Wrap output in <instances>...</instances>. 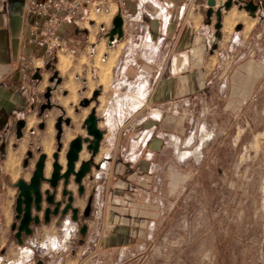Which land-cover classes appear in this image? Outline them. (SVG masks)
<instances>
[{
    "label": "rangeland",
    "instance_id": "374dc122",
    "mask_svg": "<svg viewBox=\"0 0 264 264\" xmlns=\"http://www.w3.org/2000/svg\"><path fill=\"white\" fill-rule=\"evenodd\" d=\"M240 13L242 15L235 10L229 12L222 24V105L214 108L210 104L197 103L193 122L188 125L189 132L186 129L185 133L178 134L180 142L173 147L174 139L165 138L170 141L158 156L155 176L151 180L158 195L155 201L162 206L156 234L151 242L132 247L131 252L116 259L115 264H264V9L257 11L254 17L243 10ZM99 54L94 67H91L90 58L81 59L89 65V70L85 71L78 69L80 60L71 61L72 70L60 77L61 84H56L53 78L57 71L50 61L48 70L38 72L54 79L45 83L51 88L52 109L37 114V106L43 101L41 95L47 89L41 86L42 93L28 92L23 115L14 116L16 120H24L35 111L36 119L31 129L35 132L32 135L22 130L17 134L12 128L14 132L11 131L10 138L13 142L6 150H0V167L7 172L0 177L4 212L0 215V238L5 241L0 264L11 261L17 250L22 249L24 260L18 261L19 264H33L38 258L72 260L73 264H98L100 260L95 250L77 256L79 229L87 224L81 217L69 225L60 219L40 224L21 245L16 243L10 229L17 193L13 184L30 176L35 159L42 151L40 139L43 136L52 139L53 153L58 146L57 137L63 151L71 139L85 136L83 120L92 111L103 121L121 122L113 116L127 104H107L104 98L98 102L94 96V93L99 96L110 93L107 81L111 64L109 61L101 63ZM66 56L60 55L58 67L62 72L68 66ZM63 64L66 67L61 68ZM99 82L104 85L103 89L97 86ZM65 90L67 93L63 96ZM57 117L70 121V125L63 124L61 134L53 128ZM40 122L45 123L47 131L37 128ZM100 125L102 131L108 127L105 123ZM169 129L172 133L173 128ZM134 134L135 130L125 136L106 135L101 154L113 156L115 153L114 162L121 164L126 160L123 149L128 146L129 137L136 139ZM27 151L33 153L34 159L25 168ZM80 158L79 162L89 158L85 147ZM97 160L99 163L102 157ZM61 162L64 165L63 158ZM92 172L97 173L94 166ZM82 185L84 195L78 197L76 186L70 184L74 206L81 211L90 203L88 198L97 186L91 172L83 178ZM61 194L60 186L57 199ZM93 202L92 199L90 206ZM30 244L36 246L32 256L25 252ZM37 246L50 251H42Z\"/></svg>",
    "mask_w": 264,
    "mask_h": 264
},
{
    "label": "crops",
    "instance_id": "0c3cea01",
    "mask_svg": "<svg viewBox=\"0 0 264 264\" xmlns=\"http://www.w3.org/2000/svg\"><path fill=\"white\" fill-rule=\"evenodd\" d=\"M27 1L0 0V142L7 141L8 144L13 142L10 136L16 122L14 116L23 115L28 92L42 93L39 88L43 86L46 89L45 83L50 82V78L43 73L33 70L27 72L26 81H20V58L41 55L40 50L29 47L23 40V30L28 22L25 14ZM207 1L127 0L122 37L114 39L111 45L107 34L112 28V19L117 15L116 0H110L103 10L92 12L87 30L80 31L73 25L65 27L64 44L74 49L75 54H63L68 59L64 72L58 67L60 55L50 59L59 78L72 70L73 60H80V71L89 70V65L81 62L82 58H90L91 67H94V60L100 53L101 63L108 60L111 64L107 81L110 93L106 96L94 93V96L98 102L104 98L107 104L128 105L113 116L121 122L114 124L97 117L98 129L103 123L108 127L105 131L101 130L103 137L94 162L97 163L100 156L102 160L97 163L96 175L91 168L97 186L88 198L90 204L92 199L94 202L89 216L82 219L87 223V229L78 242L77 256L95 250L100 258L98 264H115L116 259L130 253L132 247L143 246L153 240L156 222L162 213L161 204L155 201L158 195L151 185L158 156L170 140L174 139L175 147L181 140L178 134L185 133L186 129L189 132L197 103L210 104L214 108L222 105V24H225L226 14L233 10L241 14L244 9L240 1L233 0L231 8L222 11L221 27L216 30L214 16L206 17ZM224 1L215 0V6ZM62 82L60 78L59 84ZM97 86L104 88L100 82ZM66 93L65 90L63 96ZM28 109L33 111L32 106L28 105ZM106 111L108 116L107 108ZM34 119L35 111L24 119L23 132L28 130L34 134L35 131L31 130ZM169 127L173 128L172 133ZM45 128L43 131H47ZM132 130L137 137H129L128 146L123 149L126 160L121 164L114 162L115 153L113 156L110 153L101 154L106 135L125 136ZM40 145L41 153L48 158L46 166L49 165V172L46 173L45 169L44 174L48 178L52 139L43 136ZM117 148L118 143L114 149ZM63 151L60 153V165H63ZM4 173L7 172L0 167V177ZM100 181L101 185L98 184ZM45 188L46 185L42 187L43 190ZM3 214L0 198V215ZM4 244L5 241L0 238V255ZM19 251L10 258L13 263L24 260L19 257ZM33 264L73 262L60 258H38Z\"/></svg>",
    "mask_w": 264,
    "mask_h": 264
},
{
    "label": "water",
    "instance_id": "95a60500",
    "mask_svg": "<svg viewBox=\"0 0 264 264\" xmlns=\"http://www.w3.org/2000/svg\"><path fill=\"white\" fill-rule=\"evenodd\" d=\"M232 2L233 0H225L223 5L215 6V0L207 1L206 17L209 18L213 13L215 14L217 22L214 25V28L216 30H219L221 27L222 8L223 11L229 10ZM244 10L250 14H254L257 7L250 2L244 6ZM111 24L112 28L107 34L109 45L112 44L114 39H120L122 37L123 21L119 15H116L112 19ZM49 68L50 65H47L46 70ZM53 78H55L56 84L60 83V78L57 77L56 72H54ZM53 78H50V82L54 80ZM49 91L50 88H47L46 94L44 95L45 98H47ZM83 103L86 104L87 101L83 100ZM50 108L51 105L47 106V109ZM64 123L67 125L69 120L65 119ZM61 124L60 118L56 119L54 129L58 134L61 131ZM23 125V121L17 123V130L19 133ZM97 125L98 119L92 111L83 120L82 128L85 129V137L82 138L81 136H77L68 144V148L64 155L65 169L59 164L61 144L59 142V137H57L56 140L58 146L56 151L51 155L50 176L48 178L44 177L47 156L45 154H40L34 165L35 167L29 181L26 182L23 181V179H19L13 184L14 188L17 190V195L14 201V220L16 223L11 225V230H15L14 239L18 245L22 244L24 236L28 237L32 234V225L37 226L41 222L48 224L50 222V216L66 217V215L70 213L71 221L76 222L78 220V209L72 207L73 197L72 194L66 190V187L72 179L73 183L77 186L78 195H82V192H84V187L82 185L83 178L91 172L93 166L97 168V165H94V158L98 154L100 142L103 137V133L98 129ZM42 127L43 125H40L41 129ZM84 147L90 153V157L88 160L82 161L78 164L79 155ZM27 157H30V152L27 153ZM25 162L26 160L24 161V165ZM76 164L79 165L77 169ZM60 183L62 184L61 196L66 197V204L61 210H59V208H61V202L55 201V196L53 194L59 187ZM43 184L48 185L47 190L42 191ZM91 207L90 203H88L83 212V217L87 218L89 216ZM39 214H42V218H40ZM86 229V225H82L79 229V234L84 236Z\"/></svg>",
    "mask_w": 264,
    "mask_h": 264
},
{
    "label": "built area",
    "instance_id": "2783aa9c",
    "mask_svg": "<svg viewBox=\"0 0 264 264\" xmlns=\"http://www.w3.org/2000/svg\"><path fill=\"white\" fill-rule=\"evenodd\" d=\"M110 0H28L25 14L28 22L23 30V40L31 48L41 51V55L22 56L18 68L22 72L20 81H26L27 72L46 69L50 59L62 54L74 55L75 50L64 44L63 32L66 26L73 25L80 31L87 30L94 11L107 8ZM127 0H116L117 15L124 22L127 17ZM65 221V220H64ZM68 219L63 224L69 225ZM72 224V223H71ZM74 230L72 227L71 232ZM62 235V234H61ZM42 251H50L37 246ZM32 256L36 246L28 248ZM33 262V258H30ZM0 258V262H2ZM19 264V262H17ZM5 264H16L6 261Z\"/></svg>",
    "mask_w": 264,
    "mask_h": 264
},
{
    "label": "flooded vegetation",
    "instance_id": "af4514ba",
    "mask_svg": "<svg viewBox=\"0 0 264 264\" xmlns=\"http://www.w3.org/2000/svg\"><path fill=\"white\" fill-rule=\"evenodd\" d=\"M238 1H240L241 2V6H242V8L244 9V6L245 5H247L248 3H252V4H254V6H256L257 7V10L254 12V13H256L257 11H259L260 9H264V0H238ZM225 2V1H224ZM223 2V3H224ZM223 3H222V5H223ZM244 4V5H243ZM250 6H252V5H250ZM222 11H223V8H222ZM245 11V10H244ZM213 16H214V20L217 22V18H216V16H215V14L213 13L212 14ZM216 24V23H215ZM46 94V90L42 93V102L41 103H39V105L37 106V114L38 115H42L44 112H47V111H49V110H51L52 109V104L50 103V98H51V88H50V91H49V94H48V96H47V98H45L44 97V95ZM49 105H51V108L50 109H47V106H49ZM41 109H42V111H41ZM87 117V116H86ZM60 120H61V131H60V133L59 134H61L62 133V126H63V124H65L64 123V120L65 119H62V118H60ZM20 121H23V123H24V125H23V127L20 129V133H21V131L22 130H24V127H25V120H23V119H17L16 120V122H15V124H14V126H13V128H14V130H15V133H19L18 132V130H17V123L18 122H20ZM40 125H43V127H42V129L40 128ZM66 125V124H65ZM67 125H70V121H69V123L67 124ZM45 128V123L44 122H40V123H38V129L39 130H43ZM85 130V129H84ZM12 131V130H11ZM12 132H14V131H12ZM82 138H84L85 136H81ZM60 142V141H59ZM7 141H3V142H0V150L1 151H3V150H5V148H6V146H7ZM28 152H30V157H27V153ZM38 152H39V150H38ZM61 152H62V150H61ZM60 152V153H61ZM66 152V151H65ZM54 153V152H53ZM60 153H59V158H60ZM82 153V152H81ZM80 153V154H81ZM40 154H44V153H41V152H39V154H38V157H39V155ZM46 155V154H45ZM65 155V154H64ZM97 156V155H96ZM95 156V157H96ZM38 157L35 159V162H34V165L36 164V161H37V159H38ZM89 157H90V153H89ZM34 159V155H33V153L31 152V151H27L26 152V158L24 159V161L26 160V162H25V165H24V167L26 168L27 167V165L29 164V162L31 161V160H33ZM48 159V158H47ZM47 159H46V162H47ZM95 159V158H94ZM88 160V159H87ZM84 161H86V160H84ZM80 162H82V161H80ZM80 162L78 161V163L80 164ZM62 163V162H61ZM60 164V163H59ZM63 164V163H62ZM77 165V164H76ZM79 166V165H78ZM62 167H63V165H62ZM64 169H65V166L63 167ZM78 167H76V169H77ZM45 169H46V173H48L49 172V165H47L46 166V163H45ZM34 170V169H33ZM33 172V171H32ZM32 172H31V174H32ZM51 172V171H50ZM31 174H30V176H29V178H27V179H24L23 178V181H26V182H28L29 181V179H30V177H31ZM50 176V175H49ZM45 177V176H44ZM45 178H47V177H45ZM82 182H83V180H82ZM71 183H73V180L71 179L70 180V182H69V184L67 185V187H66V190L68 191V192H70L71 194H72V197H73V201H72V207L73 208H77V207H75L74 206V202H75V198H74V193L72 192V190L70 189V184ZM74 184V183H73ZM44 185H46V184H43L42 185V187L44 186ZM75 185V184H74ZM46 186H48V185H46ZM60 186H61V190H62V184L60 183L59 184V187L56 189V191H55V193H53L54 194V196H55V201H60L61 202V208H59V210H61L62 208H64V205L66 204V197H60V199H57V193H58V190H59V188H60ZM76 186V185H75ZM16 189V188H15ZM48 189V187L47 188H45L44 190H47ZM43 189H42V191H44ZM17 191V190H16ZM52 192V191H51ZM76 192H77V186H76ZM83 193V192H82ZM16 195H17V193H16ZM77 195H78V192H77ZM83 195H84V193L82 194V195H78V197H83ZM16 198V197H15ZM88 205V204H87ZM87 205L86 206H84V208H83V211H81L80 210V208L78 209V220L76 221V222H78L79 220H80V217L81 218H84L85 219V217H83V212H84V210L86 209V207H87ZM45 206V205H44ZM39 216H40V218H42V214H39ZM70 216H71V214L70 213H68L67 215H66V217L64 216V217H60V216H58V217H51L50 216V222L52 221V218H59L60 219V221H62V220H66V219H68L69 220V222H71L72 224L73 223H76V222H73V221H71V219H70ZM49 222V223H50ZM13 223H16V221L14 220L12 223H11V225L13 224ZM48 223V224H49ZM40 224H44L43 222H41ZM39 224V225H40ZM39 225H37V226H39ZM44 225H47V224H44ZM37 226H33L32 225V233H33V228L34 227H37ZM10 229H11V226H10ZM12 231V230H11ZM13 232V236H14V234H15V230L14 231H12ZM32 235V234H31ZM30 235V236H31ZM29 237V236H28ZM24 238H27V237H23V239ZM2 254H4V252H2Z\"/></svg>",
    "mask_w": 264,
    "mask_h": 264
},
{
    "label": "bare ground",
    "instance_id": "6f19581e",
    "mask_svg": "<svg viewBox=\"0 0 264 264\" xmlns=\"http://www.w3.org/2000/svg\"><path fill=\"white\" fill-rule=\"evenodd\" d=\"M110 59V58H109ZM108 61V60H107ZM62 63V62H61ZM100 63V62H99ZM104 64V63H103ZM64 67H66L64 64L63 65H61V68H64ZM106 70V69H105ZM108 74V73H107ZM106 76V75H105ZM105 78V77H104ZM105 80V79H104ZM144 90V89H143ZM44 145H46L45 143H44ZM44 174H45V169H44ZM64 228V227H63ZM32 245H34V244H32ZM35 246V245H34ZM44 247H45V245H44ZM29 249H27V250H25V252H26V254H28V253H30L29 251H28ZM24 254V251H23V249L21 250V251H19V257H24V256H22ZM19 262H21V260H19Z\"/></svg>",
    "mask_w": 264,
    "mask_h": 264
}]
</instances>
